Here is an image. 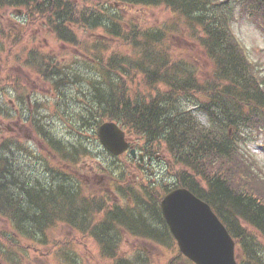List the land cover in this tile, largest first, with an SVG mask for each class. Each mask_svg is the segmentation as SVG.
Instances as JSON below:
<instances>
[{"label":"trees","instance_id":"obj_1","mask_svg":"<svg viewBox=\"0 0 264 264\" xmlns=\"http://www.w3.org/2000/svg\"><path fill=\"white\" fill-rule=\"evenodd\" d=\"M89 1L0 0V8H31L34 13L45 16L52 31L69 43L78 42L71 25L83 24L94 30L102 29L108 38L142 45L135 59L116 52L112 57L105 56L104 62L96 52L101 47H97L90 61H99L102 70L100 73L90 62L94 67V72L89 70L90 78L86 75L88 71H83L87 70L85 63L76 68L75 65L69 74L65 71L66 65H58L56 59L41 55L34 67L53 84L65 106L79 111L73 132L78 136L81 137L87 125L96 132L99 124L108 118L141 135L144 147L155 151V144L164 142L175 160L187 168L179 172L178 182L208 201L235 238L239 264H264V247L252 231H248L251 226L264 237V192L255 184L257 177L250 175L253 169L244 151L250 131H264V76L257 73L256 65L232 30L238 12L264 28V0H104L102 8L85 5ZM126 4H165L183 17L193 28L191 35L198 36L211 61V77L203 79L197 67L181 58L176 60L170 51L171 35L167 42L170 33L167 29L154 30L134 22L124 23L125 15L120 10ZM195 27L199 32L203 29L204 35L195 31ZM34 58H37L35 53ZM133 70L145 72L150 83H167L168 90L157 91L150 101L139 100L124 82L120 83L121 74L129 76ZM116 72L118 78L114 77ZM69 84L76 87L74 100L81 104L80 109L71 99H65L70 96L65 87ZM195 110L207 114L209 121L203 122ZM45 138L56 153L70 152L64 156L78 154L77 149L82 144L81 140L73 144L65 138L47 135ZM4 146L0 143V148ZM68 146L77 148L67 150ZM10 150L15 152L12 147ZM1 154L0 150V214L19 229V236L35 244L50 243L49 230L57 220H54L56 197L63 198L61 211L71 221V226L79 228L82 234L91 232L100 245L101 255L111 264H148L140 254L135 259L119 255L123 229L135 236L141 233V237L159 236L166 229V234L172 237L160 207L154 209L161 225L156 227L145 223V211L153 210L149 202H144L145 208L135 210L120 206L104 209L108 199L80 197L81 183L73 182L71 187L65 188L43 182L41 178L40 181L32 179L35 175L32 164L47 168L44 161L29 157L19 163L25 174L22 180L15 172L13 160ZM113 168L117 169L115 175L120 173L119 167ZM45 180L49 181V176ZM132 194L135 196L137 192L133 190Z\"/></svg>","mask_w":264,"mask_h":264},{"label":"rangeland","instance_id":"obj_2","mask_svg":"<svg viewBox=\"0 0 264 264\" xmlns=\"http://www.w3.org/2000/svg\"><path fill=\"white\" fill-rule=\"evenodd\" d=\"M103 2L104 0H90L85 5L102 8ZM33 11L29 7L0 8V143L5 145L3 149L0 148L1 155L13 160L15 172L20 174L22 180L25 174L19 163H24L28 157L44 161L47 168H37L32 164V173L35 174L32 179L41 178L43 182L59 184L65 188L71 187L72 182H80L85 186H82L80 197H98L101 201L106 198L108 201L104 202V209L120 206L135 210L145 208L144 202H149L153 205V210L145 211V223L160 227L154 209L160 207V200L168 190L182 186L178 182V174L187 168L175 160L164 142L156 143L154 151L148 146L144 147L141 135H136L125 127L123 128L127 132L128 141L140 153L145 155L147 150L150 151L149 168L141 166L139 159L130 160L131 155L128 152L117 157L112 155L101 143L97 131L89 129L88 125L83 127L81 137L76 132L73 133L75 120L80 117L77 114L79 111L65 106L56 94L53 84L43 78L34 67L41 55L56 59L58 65H66L65 71L69 74H72L75 65L76 68L80 63H85L87 67L84 66V69L87 70L83 71H88L86 75L90 78L89 70L94 72L91 63L99 72L102 70L99 61H90L96 52L102 56V62L105 56L112 57L116 52L135 59L142 45L108 38L102 29L94 30L83 24L71 25L78 37V44L69 43L52 31L45 16ZM120 11L125 15L124 23L134 22L147 29L161 28L170 31L167 42L171 35L170 51L176 60L181 58L197 67V72L203 79L211 77L213 66L199 43L198 36L191 35L193 28L177 12L165 4H126ZM232 30L252 63L256 65L257 73L264 76V28L238 12ZM195 31L204 35L203 29L199 32L195 27ZM172 32L174 33L171 34ZM99 46L101 48L96 49ZM34 53L37 58H34ZM175 58L172 57L173 60ZM83 71L80 69L81 73ZM118 76L116 72L114 77ZM121 78L120 83L124 82L130 93H134L139 100L150 101L157 91L164 92L169 88L163 81L150 83L147 74L141 70H133L129 76L121 74ZM65 87L66 94L70 95L65 99H71L76 108H82L81 104L74 100L76 87L72 84ZM28 95L33 104L31 110L27 107ZM195 113L203 122L209 121L208 115L201 110H195ZM250 133L244 151L253 169L250 175L257 177L255 184L264 192V131L258 132L256 129ZM45 135L65 138L73 144L81 140L82 144L77 149L79 153L69 156H64L70 153L65 150L56 153ZM11 147L15 152L10 150ZM75 148L77 147L68 146L67 150ZM113 167H119L121 176L120 173L115 175L117 169ZM48 176L49 181L45 180ZM71 176L74 180L76 177L78 179L73 181ZM198 179L200 180V177ZM133 190L137 192L135 196L132 194ZM56 198L54 209H57V215L54 220H57L50 227V243L47 245L35 244L19 236V229H15L13 223L0 214V264H111L107 257L101 255L100 245L90 231L89 235L82 234L79 228L71 226V221L67 220L61 211L63 198ZM248 229L264 247L261 232L251 226ZM166 233V229L161 231L159 236L154 234L141 237L139 233L136 238L123 229L119 255L135 259L140 254L148 264H189L183 259L174 237Z\"/></svg>","mask_w":264,"mask_h":264},{"label":"water","instance_id":"obj_3","mask_svg":"<svg viewBox=\"0 0 264 264\" xmlns=\"http://www.w3.org/2000/svg\"><path fill=\"white\" fill-rule=\"evenodd\" d=\"M98 133L103 145L116 155L129 148L126 132L116 122L102 123ZM130 152L137 154L135 148ZM161 206L181 253L197 264H239L233 236L207 201L179 187L165 194Z\"/></svg>","mask_w":264,"mask_h":264},{"label":"flooded vegetation","instance_id":"obj_4","mask_svg":"<svg viewBox=\"0 0 264 264\" xmlns=\"http://www.w3.org/2000/svg\"><path fill=\"white\" fill-rule=\"evenodd\" d=\"M147 152H148V153H146L145 155H144V153H143L144 160H143V161H140V160H139L141 166H146V167L149 166L148 161H150V159H151V155L149 154L150 151L147 150ZM148 154H149V155H148ZM148 168H149V167H148ZM72 175H73V174H72Z\"/></svg>","mask_w":264,"mask_h":264},{"label":"bare ground","instance_id":"obj_5","mask_svg":"<svg viewBox=\"0 0 264 264\" xmlns=\"http://www.w3.org/2000/svg\"><path fill=\"white\" fill-rule=\"evenodd\" d=\"M18 192V191H17Z\"/></svg>","mask_w":264,"mask_h":264}]
</instances>
